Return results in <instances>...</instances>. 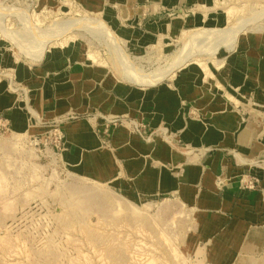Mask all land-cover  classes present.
<instances>
[{
    "label": "rangeland",
    "instance_id": "1",
    "mask_svg": "<svg viewBox=\"0 0 264 264\" xmlns=\"http://www.w3.org/2000/svg\"><path fill=\"white\" fill-rule=\"evenodd\" d=\"M252 113L264 0H0V264H217L233 221L207 201L232 180L264 192V157L195 130Z\"/></svg>",
    "mask_w": 264,
    "mask_h": 264
},
{
    "label": "crops",
    "instance_id": "2",
    "mask_svg": "<svg viewBox=\"0 0 264 264\" xmlns=\"http://www.w3.org/2000/svg\"><path fill=\"white\" fill-rule=\"evenodd\" d=\"M251 116L252 118L240 121L235 115L228 114L223 123L215 122L213 128L207 132L202 127L196 128L194 139L196 143L192 140L188 141L194 142L197 146L217 145L220 147L223 145L229 150L243 152L247 156L245 158L248 159L257 154L264 157V115L252 113ZM217 155H215L216 158L209 156L206 160L210 163L209 168L212 173H208L204 186L214 191L217 190L214 174L225 172L223 155L222 153ZM201 168H191L188 176L186 175V181L190 183L198 181L197 176L202 175ZM228 169L227 167L226 172L230 171ZM235 170L236 168H233V171ZM246 171L244 169V172ZM159 172L147 168L143 173L146 184L150 188H164L169 183L167 179L165 182L162 181V176L167 173ZM261 188L264 189V177ZM224 189L223 198L219 195H212L207 201L211 208L225 212L228 219L231 217L233 221L229 228L215 237L211 246L212 260L217 264H232L237 256L244 255L240 258L241 263L244 264L248 260L246 255L264 252V233L254 227L255 223L264 222V192L242 190L240 185L233 180L228 182ZM186 192L189 193L188 190ZM218 217L223 219V216Z\"/></svg>",
    "mask_w": 264,
    "mask_h": 264
},
{
    "label": "bare ground",
    "instance_id": "3",
    "mask_svg": "<svg viewBox=\"0 0 264 264\" xmlns=\"http://www.w3.org/2000/svg\"><path fill=\"white\" fill-rule=\"evenodd\" d=\"M154 79V78H153ZM150 80H152V78L150 79ZM152 82V81H151ZM154 82V81H153Z\"/></svg>",
    "mask_w": 264,
    "mask_h": 264
}]
</instances>
